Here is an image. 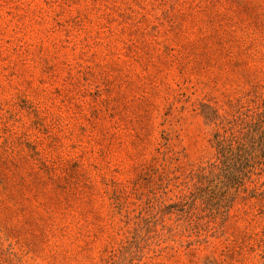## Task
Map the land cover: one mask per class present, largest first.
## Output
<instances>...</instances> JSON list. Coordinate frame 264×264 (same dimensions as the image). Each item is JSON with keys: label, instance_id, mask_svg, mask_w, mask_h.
Segmentation results:
<instances>
[{"label": "rangeland", "instance_id": "obj_1", "mask_svg": "<svg viewBox=\"0 0 264 264\" xmlns=\"http://www.w3.org/2000/svg\"><path fill=\"white\" fill-rule=\"evenodd\" d=\"M0 264H264V0H0Z\"/></svg>", "mask_w": 264, "mask_h": 264}]
</instances>
